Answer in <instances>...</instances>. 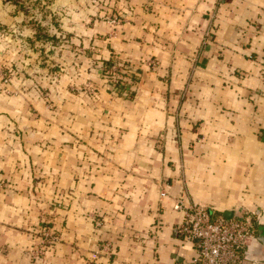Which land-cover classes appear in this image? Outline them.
I'll return each mask as SVG.
<instances>
[{
    "label": "crops",
    "instance_id": "crops-1",
    "mask_svg": "<svg viewBox=\"0 0 264 264\" xmlns=\"http://www.w3.org/2000/svg\"><path fill=\"white\" fill-rule=\"evenodd\" d=\"M11 10L0 0V63L16 91L0 89V264H186L178 199L224 216L255 209L264 227V0H54L69 38L51 45L28 43L34 29ZM151 57L157 72L140 62ZM108 59L126 79L141 69L136 86H110ZM87 80L94 94L68 88ZM44 221L58 240L32 258ZM263 238L243 264H264Z\"/></svg>",
    "mask_w": 264,
    "mask_h": 264
},
{
    "label": "built area",
    "instance_id": "built-area-1",
    "mask_svg": "<svg viewBox=\"0 0 264 264\" xmlns=\"http://www.w3.org/2000/svg\"><path fill=\"white\" fill-rule=\"evenodd\" d=\"M110 24H117L116 17L106 18ZM10 70L0 63V82L7 85ZM117 80V79H116ZM7 83V84H6ZM161 196L165 192L161 191ZM174 208L181 210L182 220L176 232L188 245L193 255L186 264H243L246 258L245 247L250 239L256 238L258 216L247 213L243 216H224L214 209L196 201L184 203L177 200ZM41 245L35 247L34 255H42L44 244L55 239L52 232H41ZM107 247L108 244L106 245Z\"/></svg>",
    "mask_w": 264,
    "mask_h": 264
},
{
    "label": "rangeland",
    "instance_id": "rangeland-1",
    "mask_svg": "<svg viewBox=\"0 0 264 264\" xmlns=\"http://www.w3.org/2000/svg\"><path fill=\"white\" fill-rule=\"evenodd\" d=\"M104 1V0H99ZM53 2L54 0H16V2L14 0H3V3L6 5L11 6L12 10L11 13L16 12L17 16L18 13H21L23 15L22 20H18L16 21V24H20L21 26L25 25L26 28L27 27H31L34 29V33L31 37H28L29 40H27L28 43H35L40 45L45 44V42L47 43V45H51V44H59L62 43L63 40L69 38L68 35H66L65 37H61L57 36V32H59L58 30H60V17L59 14L56 13V10H53ZM113 14V13H112ZM112 14H106L104 15L103 19L104 21L111 26H119L121 23L124 22L123 17H120V15H112ZM108 16L111 17H116L117 24H110L107 22L106 18ZM31 17V18H29ZM8 29H6L5 25H1L0 24V34L7 32ZM39 32V36H41V39H36L34 37L35 35V31ZM46 35H52L54 36L53 39H47ZM210 32L208 34H206V36H204L205 39H209L210 38ZM50 38V36H49ZM62 40V42H58V40ZM204 40V39H203ZM200 44L197 47V49L188 56L189 58V72H188V77H187V81L184 84L183 88H180L179 92L181 94L180 97V101L183 102V98L185 97V95L188 93V91L190 90V86H191V80H193L194 77V73L197 70V62L195 61V57H197L200 51ZM141 63L144 64V66H146L147 70H151V71H158L159 70V65H160V61L155 58V57H151V58H144V60H140ZM45 65V64H44ZM167 65V64H166ZM12 67V66H11ZM48 68V66H47ZM12 69L15 71L14 66L12 67ZM101 72L103 74V76L106 77L107 79V83L110 86H114L117 87L118 90H122L124 89V87L128 88V84H132L136 86V83L140 80V73H141V69L136 68L135 71L129 73L128 78H130V80L125 77H127V68H125V63L123 64H119L118 61L113 60L111 67L109 68L108 72L104 71V68L101 67ZM58 71L59 68L57 66H53L51 68L48 69V73L49 75H51L50 79L51 81H56V77H58ZM12 72V71H11ZM11 77V75H10ZM164 82L167 81V76L166 74L164 75ZM166 78V79H165ZM117 79V80H116ZM7 83H10V79L8 80ZM6 83V84H7ZM8 85V86H7ZM4 85V83L0 82V89L8 94H12L16 91H14V89L12 87H9V84ZM130 86V85H129ZM68 88L70 91L72 92H77V91H84L87 92L88 94H94L95 91H97L95 85L93 84L92 80H87L84 83H80V84H71L68 85ZM130 91H134L130 90ZM46 92V90L43 91V93ZM180 117H178L179 119ZM177 142H179L180 139V132L178 130H176V136H175ZM163 146V142H162V138L159 136L156 139L155 142V148L157 151H160L161 148ZM160 187H162V184L160 185ZM162 191V190H161ZM254 212V214L252 213L253 216H256L258 214V212L253 209V210H247L248 213ZM215 212V211H214ZM216 214H218V211L215 212ZM220 213V212H219ZM96 222H99L98 225L101 224V216H97L96 217ZM48 223L46 221H44L42 224H40V226L38 227V231H37V242L35 247L41 245L40 241H41V232H43L44 230H48L49 232H52V236L55 237L54 240H52L50 243H45L44 245V249L43 251H46L48 247L52 246L57 240H58V233L54 232L52 229L49 228ZM35 247L31 249V257L32 258H38L44 255V253L42 255H38L35 256L34 255V250Z\"/></svg>",
    "mask_w": 264,
    "mask_h": 264
},
{
    "label": "trees",
    "instance_id": "trees-1",
    "mask_svg": "<svg viewBox=\"0 0 264 264\" xmlns=\"http://www.w3.org/2000/svg\"><path fill=\"white\" fill-rule=\"evenodd\" d=\"M14 1L16 2V0H14ZM35 32H36V33H35L34 37H35L36 39H41L42 37L38 35L39 32H38L37 30H36ZM49 36H50V38H49ZM53 37H54V36H52V35H46V38H47V39H51V40H52ZM112 62H113L112 59H108V60L104 61V63H103V68H104V71H105V72H108L109 68H110L111 65H112ZM46 226H49V225H46ZM256 228H257V226H256Z\"/></svg>",
    "mask_w": 264,
    "mask_h": 264
},
{
    "label": "water",
    "instance_id": "water-1",
    "mask_svg": "<svg viewBox=\"0 0 264 264\" xmlns=\"http://www.w3.org/2000/svg\"><path fill=\"white\" fill-rule=\"evenodd\" d=\"M257 229L262 230L263 233H264V227H263V226H261V225H257ZM263 240H264V238H263Z\"/></svg>",
    "mask_w": 264,
    "mask_h": 264
}]
</instances>
